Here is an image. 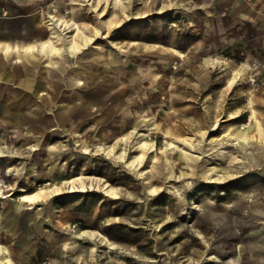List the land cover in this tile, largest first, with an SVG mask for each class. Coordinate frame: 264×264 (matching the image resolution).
Here are the masks:
<instances>
[{
	"label": "rangeland",
	"instance_id": "rangeland-1",
	"mask_svg": "<svg viewBox=\"0 0 264 264\" xmlns=\"http://www.w3.org/2000/svg\"><path fill=\"white\" fill-rule=\"evenodd\" d=\"M0 264H264V0H0Z\"/></svg>",
	"mask_w": 264,
	"mask_h": 264
},
{
	"label": "bare ground",
	"instance_id": "bare-ground-1",
	"mask_svg": "<svg viewBox=\"0 0 264 264\" xmlns=\"http://www.w3.org/2000/svg\"><path fill=\"white\" fill-rule=\"evenodd\" d=\"M56 23H57V22H56ZM52 24H53V23H52ZM64 25H65V24H64ZM61 26H63V25H61ZM64 27H65V26H64ZM53 28H54L55 30H57V31H61V29H62L61 27H58V25H54ZM60 28H61V29H60ZM52 31H53V30H52ZM53 32H54V31H53ZM62 32H63V31H62ZM62 32H61V33H62ZM49 38H50V37H49ZM50 39H51V38H50ZM57 40H58V39H57ZM57 40H56V41H57ZM43 43H44V42H43ZM43 43H42V44H43ZM53 43H54V42H53ZM44 44H45V43H44ZM43 46H44V45H43ZM43 46L41 45L42 49H44ZM54 47H55V46H54ZM48 49H49V52H50V53H51V52H54V51H57V50H55L56 48H53V47H52V45L48 46ZM30 63H34L33 60H31ZM32 65H33V64H32ZM11 76H12V75H11ZM12 77H13V76H12ZM10 78H11V77H10ZM67 186H70V181L67 182ZM70 189L72 190V188H70Z\"/></svg>",
	"mask_w": 264,
	"mask_h": 264
},
{
	"label": "crops",
	"instance_id": "crops-1",
	"mask_svg": "<svg viewBox=\"0 0 264 264\" xmlns=\"http://www.w3.org/2000/svg\"><path fill=\"white\" fill-rule=\"evenodd\" d=\"M31 60H33V62H34V59H33L32 57H29V62H30ZM2 67H3V66H2ZM8 75L11 77L9 80H12V78H13L12 76H13V75L10 74V73H9ZM11 75H12V76H11Z\"/></svg>",
	"mask_w": 264,
	"mask_h": 264
}]
</instances>
